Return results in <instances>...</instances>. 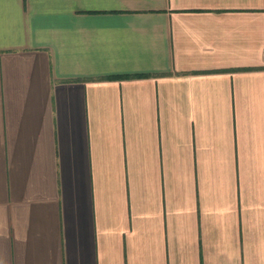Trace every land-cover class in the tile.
<instances>
[{
	"label": "crops",
	"instance_id": "1",
	"mask_svg": "<svg viewBox=\"0 0 264 264\" xmlns=\"http://www.w3.org/2000/svg\"><path fill=\"white\" fill-rule=\"evenodd\" d=\"M0 264H264V0H0Z\"/></svg>",
	"mask_w": 264,
	"mask_h": 264
},
{
	"label": "trees",
	"instance_id": "2",
	"mask_svg": "<svg viewBox=\"0 0 264 264\" xmlns=\"http://www.w3.org/2000/svg\"><path fill=\"white\" fill-rule=\"evenodd\" d=\"M137 77H143V76H139V75H137V76H124V77H120V76H110L107 79L108 80H110V79H113V80H121V79H124V78L131 79V78H137Z\"/></svg>",
	"mask_w": 264,
	"mask_h": 264
}]
</instances>
